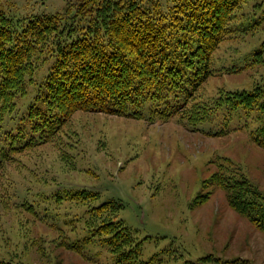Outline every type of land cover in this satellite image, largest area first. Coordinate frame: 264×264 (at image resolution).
I'll use <instances>...</instances> for the list:
<instances>
[{"label":"trees","instance_id":"obj_1","mask_svg":"<svg viewBox=\"0 0 264 264\" xmlns=\"http://www.w3.org/2000/svg\"><path fill=\"white\" fill-rule=\"evenodd\" d=\"M64 1L65 14L14 19L0 11V164L57 140L76 112L149 122L175 119L187 130L210 137L242 131L264 150V80L211 98L200 93L213 76V53L240 27L241 6L253 2L258 13L250 25L255 27L264 23V0ZM40 54L52 62L35 79V93L25 109L12 117L17 99L28 96ZM262 56L264 41L229 69L237 73L261 65ZM216 117L218 129L211 125ZM62 151L68 152L65 147ZM60 157L75 167L69 157ZM223 160L206 184L223 192L228 207L264 233V194L241 168ZM212 195L199 196L197 204ZM100 199L97 190L69 187L37 202L45 214L52 205L58 218H72L71 227H83L81 237L64 239L68 250L98 245L109 253L111 264H152L140 259L143 240L120 219L123 203ZM33 209V204L26 207L31 213ZM61 209L68 214L61 217ZM203 261L246 262H220L210 255ZM0 264L21 263L0 258Z\"/></svg>","mask_w":264,"mask_h":264},{"label":"rangeland","instance_id":"obj_2","mask_svg":"<svg viewBox=\"0 0 264 264\" xmlns=\"http://www.w3.org/2000/svg\"><path fill=\"white\" fill-rule=\"evenodd\" d=\"M66 9L64 0L0 3V11L14 19L65 14ZM257 13L253 2L241 6L240 27L236 25L237 31L212 55L213 76L201 88L203 99L250 89L264 80V63L237 73H232L234 67L229 69L264 41V23L250 25ZM46 57L40 54L36 59L28 96L17 99L12 117L34 95L35 79L39 81L52 62ZM219 123L216 117L211 125L218 129ZM62 154L74 168L68 167ZM223 159L241 168L264 194V150L251 142L248 133L232 131L210 137L187 130L175 119L149 122L146 118L76 112L57 140L0 164V258H13L21 264H111L109 253L98 245H87L80 252L68 250L64 239L81 237L83 227H71L72 218H58L52 205L45 214L42 203L37 202L55 190L71 187L94 189L101 194L100 201L123 203L120 219L143 240V261L223 264L203 261L210 255L220 262L238 258L246 260L242 264H264V233L233 212L224 193L205 182ZM208 192H212L211 198L197 204L198 197ZM29 204H33L32 213L26 211ZM58 213L65 214L63 209Z\"/></svg>","mask_w":264,"mask_h":264}]
</instances>
